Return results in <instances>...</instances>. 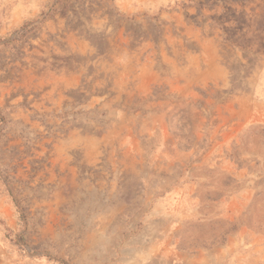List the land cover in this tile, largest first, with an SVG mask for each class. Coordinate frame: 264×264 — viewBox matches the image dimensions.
<instances>
[{
  "label": "rangeland",
  "instance_id": "obj_1",
  "mask_svg": "<svg viewBox=\"0 0 264 264\" xmlns=\"http://www.w3.org/2000/svg\"><path fill=\"white\" fill-rule=\"evenodd\" d=\"M0 264H264V0H0Z\"/></svg>",
  "mask_w": 264,
  "mask_h": 264
}]
</instances>
